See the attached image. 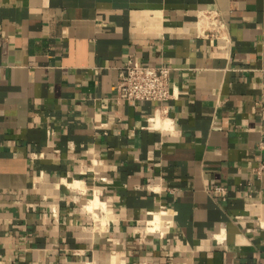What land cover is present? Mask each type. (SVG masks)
Listing matches in <instances>:
<instances>
[{
  "label": "crops",
  "instance_id": "obj_1",
  "mask_svg": "<svg viewBox=\"0 0 264 264\" xmlns=\"http://www.w3.org/2000/svg\"><path fill=\"white\" fill-rule=\"evenodd\" d=\"M0 264H264V0H0Z\"/></svg>",
  "mask_w": 264,
  "mask_h": 264
},
{
  "label": "built area",
  "instance_id": "obj_2",
  "mask_svg": "<svg viewBox=\"0 0 264 264\" xmlns=\"http://www.w3.org/2000/svg\"><path fill=\"white\" fill-rule=\"evenodd\" d=\"M199 19L206 24L199 35L211 39H226V23L218 10L204 9ZM169 74L170 68L166 65H151L128 57L119 70L116 100L154 101L160 105L173 95ZM223 190L221 185L214 187L215 192ZM161 211L164 212V219L161 229L157 230L163 232L169 226L171 216L167 209Z\"/></svg>",
  "mask_w": 264,
  "mask_h": 264
},
{
  "label": "bare ground",
  "instance_id": "obj_3",
  "mask_svg": "<svg viewBox=\"0 0 264 264\" xmlns=\"http://www.w3.org/2000/svg\"><path fill=\"white\" fill-rule=\"evenodd\" d=\"M76 183V182H75ZM150 223H152L155 227H159L160 222V213L156 212L152 214V217L149 219Z\"/></svg>",
  "mask_w": 264,
  "mask_h": 264
},
{
  "label": "clouds",
  "instance_id": "obj_4",
  "mask_svg": "<svg viewBox=\"0 0 264 264\" xmlns=\"http://www.w3.org/2000/svg\"><path fill=\"white\" fill-rule=\"evenodd\" d=\"M81 186H82V184H78V185H77V187H81Z\"/></svg>",
  "mask_w": 264,
  "mask_h": 264
}]
</instances>
